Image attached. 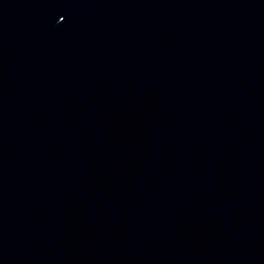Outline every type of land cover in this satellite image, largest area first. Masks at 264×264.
<instances>
[{"label":"water","instance_id":"1","mask_svg":"<svg viewBox=\"0 0 264 264\" xmlns=\"http://www.w3.org/2000/svg\"><path fill=\"white\" fill-rule=\"evenodd\" d=\"M0 264H264V0H0Z\"/></svg>","mask_w":264,"mask_h":264}]
</instances>
